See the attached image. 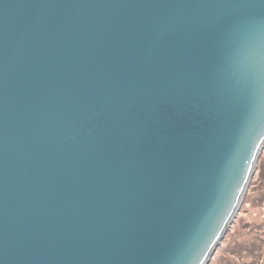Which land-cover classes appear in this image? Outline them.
Segmentation results:
<instances>
[{"label": "water", "instance_id": "water-1", "mask_svg": "<svg viewBox=\"0 0 264 264\" xmlns=\"http://www.w3.org/2000/svg\"><path fill=\"white\" fill-rule=\"evenodd\" d=\"M264 148V0H0V264H208Z\"/></svg>", "mask_w": 264, "mask_h": 264}, {"label": "rangeland", "instance_id": "rangeland-1", "mask_svg": "<svg viewBox=\"0 0 264 264\" xmlns=\"http://www.w3.org/2000/svg\"><path fill=\"white\" fill-rule=\"evenodd\" d=\"M260 168H263L262 176H259ZM249 229V231H248ZM264 148L258 158L253 176L245 193L242 205L234 222L226 231L219 247L215 250L208 264H224L235 259L230 255L236 246H246L251 242L260 240L259 257L256 263L248 254H242L238 264H264ZM258 234L260 236L254 235ZM259 237V238H258ZM234 246V247H233ZM257 255V256H258ZM236 264V263H235Z\"/></svg>", "mask_w": 264, "mask_h": 264}, {"label": "trees", "instance_id": "trees-1", "mask_svg": "<svg viewBox=\"0 0 264 264\" xmlns=\"http://www.w3.org/2000/svg\"><path fill=\"white\" fill-rule=\"evenodd\" d=\"M260 172H259V176L263 174V168H260ZM249 231V229H248ZM264 233V232H263ZM254 235H257V236H260L258 234H254ZM264 235V234H262ZM261 237V236H260ZM259 238V237H258ZM257 243H260V240H258L256 242V244L254 242H251L250 244L246 245V246H236L235 248L232 249L233 253H230V255L233 254V256H236L235 259H231V260H228L226 261V263L224 264H238L239 263V257L242 255V254H248L250 255L251 257L254 258V262L256 263V261L258 260V257H259V250H260V244H257ZM263 246H264V242H263ZM234 247V246H233ZM258 255V256H257Z\"/></svg>", "mask_w": 264, "mask_h": 264}]
</instances>
